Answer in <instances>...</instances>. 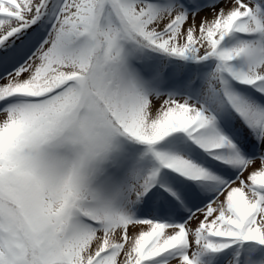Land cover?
<instances>
[{
	"label": "snow or ice",
	"instance_id": "6c2138e0",
	"mask_svg": "<svg viewBox=\"0 0 264 264\" xmlns=\"http://www.w3.org/2000/svg\"><path fill=\"white\" fill-rule=\"evenodd\" d=\"M0 264H264V0H0Z\"/></svg>",
	"mask_w": 264,
	"mask_h": 264
}]
</instances>
